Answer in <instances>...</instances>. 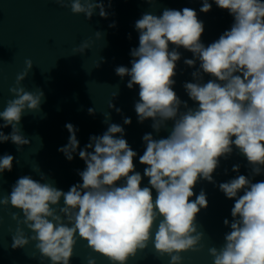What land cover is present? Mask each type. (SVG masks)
<instances>
[{"label":"clouds","instance_id":"9594fccd","mask_svg":"<svg viewBox=\"0 0 264 264\" xmlns=\"http://www.w3.org/2000/svg\"><path fill=\"white\" fill-rule=\"evenodd\" d=\"M55 3L87 20L97 9L102 18L109 15L104 0ZM214 3L233 17L230 30L214 42L207 46L202 42L204 23L194 9L165 8L160 15L145 12L135 22L139 45L130 50L131 67L115 68L121 79L130 78L129 89L139 87L134 104L138 122L151 119L155 133L168 132L159 139L152 133L142 137L146 145L139 156L146 166L143 176L135 171L138 154L124 138L122 125L108 123V116L107 130L90 136L81 149L78 129L67 123L68 142L58 151L69 162L77 154L84 161L86 167L78 170L82 183L65 192L43 172L39 180L30 175L18 178L10 193L0 195V206L10 205L22 213V218L11 213L17 225L12 249L34 243L41 264L45 260L70 264L80 238L110 264H128L151 244L157 258L167 256L168 264H183L182 253L202 251L206 235L197 215L208 207L207 194L201 190L197 195L193 189L200 180L215 185L213 173L221 158L228 159L235 149L246 158L250 171L239 174L240 165L234 164L232 171L238 175L218 184L235 202L231 221H223L230 231L219 248H208V254L213 264H264V181L253 182L255 176L264 174V0ZM107 6L111 7V0ZM211 8L209 0H202L201 12ZM96 36L101 33L97 31ZM181 47L193 54L184 59L195 71L183 88L194 106L173 90ZM88 48L85 41L74 52L83 54ZM25 64L26 71L9 88L13 98L0 111V129L11 127L9 134L0 130V143L11 141L17 151L30 144L20 126L22 116L40 111L44 100L43 91L37 94L21 86L33 67L31 60ZM205 75L211 77L206 82ZM109 108H115L112 102ZM88 112L94 115L95 109ZM131 122L130 117L123 120L124 125ZM14 159L11 154L0 157V174L12 171ZM143 177L148 178V186H141ZM87 264L96 260L89 257Z\"/></svg>","mask_w":264,"mask_h":264},{"label":"water","instance_id":"95a60500","mask_svg":"<svg viewBox=\"0 0 264 264\" xmlns=\"http://www.w3.org/2000/svg\"><path fill=\"white\" fill-rule=\"evenodd\" d=\"M104 2L108 17L102 18L97 9L96 14L87 20L83 14H73L70 7H60L55 0H0V111L13 98L9 88L15 86L17 75L26 71V60H31L33 67L21 86L26 91L44 93L40 111L26 112L20 122L30 144L17 151L11 141L0 143V157L5 154L15 157L12 171L0 174V195L10 193L18 178L30 175L39 180L41 172L54 182L55 187L65 192L74 184L82 183L78 170L86 167L84 161L77 154L69 162L58 151L68 142L67 123L78 129L76 135L81 149L89 143L90 136L102 135L108 123L122 125L124 138L138 154L134 158L135 171L143 176L146 166L139 162V156L146 145L142 137L152 133L159 139L166 137L168 132L155 133L151 119L138 122L134 104L139 100V87L129 89L126 84L130 78L121 79L115 73L117 66L131 67L130 50L139 45L135 22L145 12L160 15L165 8L194 9L198 19L204 23L201 40L205 46L217 40L225 30H230L233 23L229 12L220 9L214 0H209L212 8L207 13L200 11L202 0H153L151 4L146 0H111V7L107 6L108 0ZM113 23L115 26L110 27ZM97 31L101 33L99 38ZM85 41L89 48L83 54L75 53L74 49ZM178 50L181 60L177 62L173 90L181 100L194 106L183 88L184 82L192 81L191 73L195 71V68L184 64V59L193 58V54L182 47ZM210 78L205 75V82ZM111 102L115 108H109ZM90 108L95 109L94 115L89 114ZM115 109L121 111L118 113ZM108 116L110 119L105 123ZM125 117L131 118L130 125L123 124ZM0 130L9 134L11 127ZM234 164L240 165L239 174H249L246 158L234 149L228 159L221 158L220 166L213 173L215 185L200 180L194 187L195 194L201 190L207 194L208 207L197 215V223L206 235L202 251L182 253L183 264H213L208 248H219L225 233L230 231L223 221L225 218L231 221V208L235 201L228 199L218 184L238 175L232 171ZM257 181H264V174L253 178V182ZM141 186H148L147 177H143ZM155 194L153 190L154 197ZM13 212L22 218V213L10 205L7 208L0 206V264H41L34 243L22 249H12L11 236L17 227L11 219ZM24 230L31 235L27 228ZM89 257L94 258L96 264H110L105 257L94 253L86 241L78 238L70 264H87ZM168 259L167 256L157 258L150 244L128 264H168ZM43 264L50 262L45 260Z\"/></svg>","mask_w":264,"mask_h":264}]
</instances>
